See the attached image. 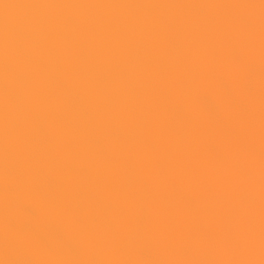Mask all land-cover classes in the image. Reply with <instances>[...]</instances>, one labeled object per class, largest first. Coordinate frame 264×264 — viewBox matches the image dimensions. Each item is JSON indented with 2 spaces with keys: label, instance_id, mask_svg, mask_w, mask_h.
Wrapping results in <instances>:
<instances>
[{
  "label": "snow or ice",
  "instance_id": "obj_1",
  "mask_svg": "<svg viewBox=\"0 0 264 264\" xmlns=\"http://www.w3.org/2000/svg\"><path fill=\"white\" fill-rule=\"evenodd\" d=\"M0 264H264V0H0Z\"/></svg>",
  "mask_w": 264,
  "mask_h": 264
}]
</instances>
